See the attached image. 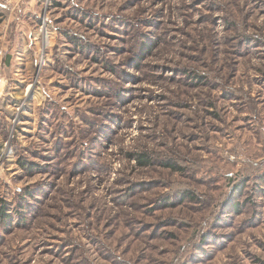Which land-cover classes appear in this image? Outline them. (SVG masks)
<instances>
[{
  "label": "rangeland",
  "instance_id": "1",
  "mask_svg": "<svg viewBox=\"0 0 264 264\" xmlns=\"http://www.w3.org/2000/svg\"><path fill=\"white\" fill-rule=\"evenodd\" d=\"M2 206L0 264H264V0H0Z\"/></svg>",
  "mask_w": 264,
  "mask_h": 264
},
{
  "label": "trees",
  "instance_id": "2",
  "mask_svg": "<svg viewBox=\"0 0 264 264\" xmlns=\"http://www.w3.org/2000/svg\"><path fill=\"white\" fill-rule=\"evenodd\" d=\"M144 158H145V156H140L138 159L140 160V159H144ZM142 163L146 164V161H144V162L142 161ZM0 217H1L2 220L6 217L5 216V208L3 206L0 207Z\"/></svg>",
  "mask_w": 264,
  "mask_h": 264
}]
</instances>
